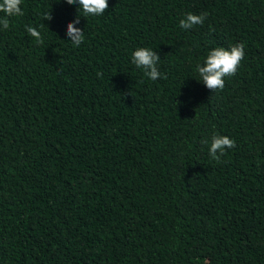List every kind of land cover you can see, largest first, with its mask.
Instances as JSON below:
<instances>
[{
  "label": "trees",
  "instance_id": "16d2710c",
  "mask_svg": "<svg viewBox=\"0 0 264 264\" xmlns=\"http://www.w3.org/2000/svg\"><path fill=\"white\" fill-rule=\"evenodd\" d=\"M107 2L21 0L0 26V264H264V0ZM235 44L208 89L196 64ZM214 134L235 141L219 161Z\"/></svg>",
  "mask_w": 264,
  "mask_h": 264
},
{
  "label": "clouds",
  "instance_id": "9594fccd",
  "mask_svg": "<svg viewBox=\"0 0 264 264\" xmlns=\"http://www.w3.org/2000/svg\"><path fill=\"white\" fill-rule=\"evenodd\" d=\"M68 4H78L79 9L85 16H100L108 8L107 0H65ZM21 0H0V26L3 29L9 28V17L22 16ZM206 14L186 13L184 18L180 19L179 25L183 29H190L194 25H201L204 22ZM44 19H51L50 12L44 14ZM76 23L79 22L77 17ZM26 32L35 39L37 44L43 43L41 33L33 26L27 25ZM67 36L75 46H79L84 39L83 30L74 27L73 23L67 25ZM244 56V45L235 44L228 49L217 46L207 52L202 63L196 64V72L200 81L210 90L223 89L224 77L232 76L236 73L240 61ZM160 57L156 53L144 47H138L131 53V62L140 69L151 80H157L161 77L158 71L157 63ZM207 143V141H205ZM235 147V141L227 136L213 135L209 147V155L212 159L219 161L220 156L224 155L225 148ZM219 153V155L217 154Z\"/></svg>",
  "mask_w": 264,
  "mask_h": 264
}]
</instances>
